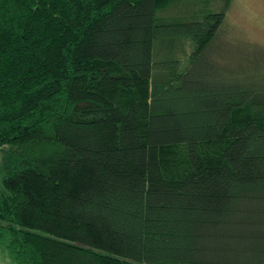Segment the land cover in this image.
<instances>
[{"label": "trees", "instance_id": "trees-1", "mask_svg": "<svg viewBox=\"0 0 264 264\" xmlns=\"http://www.w3.org/2000/svg\"><path fill=\"white\" fill-rule=\"evenodd\" d=\"M231 3L0 0L14 264H264V48L212 57Z\"/></svg>", "mask_w": 264, "mask_h": 264}, {"label": "rangeland", "instance_id": "rangeland-1", "mask_svg": "<svg viewBox=\"0 0 264 264\" xmlns=\"http://www.w3.org/2000/svg\"><path fill=\"white\" fill-rule=\"evenodd\" d=\"M205 1L201 0V3ZM212 4L216 5V3ZM182 11L186 9L182 8ZM245 42L264 48V0H232L212 57L216 62L220 63L224 60L229 63V54L235 51L241 54ZM253 51L254 49L249 50V56L254 55ZM0 264H14L2 246H0Z\"/></svg>", "mask_w": 264, "mask_h": 264}]
</instances>
